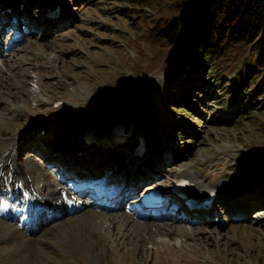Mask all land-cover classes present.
<instances>
[{"label": "rangeland", "instance_id": "obj_1", "mask_svg": "<svg viewBox=\"0 0 264 264\" xmlns=\"http://www.w3.org/2000/svg\"><path fill=\"white\" fill-rule=\"evenodd\" d=\"M12 1L13 8L23 2ZM27 1L21 12L35 23L30 27L12 24L0 9V23H9L0 24V142L8 148L19 139L13 160L44 195L42 205L83 161L108 171L101 179L122 183L119 191L127 194L151 180L167 186L178 168L190 166L228 200L210 215L186 220L129 209L127 194L112 197V206L85 205L111 216L106 233L93 229L91 215L77 218L84 207L52 219L53 210H43L32 227L0 218V264H264V107L261 99L245 102L236 88L238 70L216 82L200 59L179 51L169 61L168 51L150 45L147 25L162 14L160 1ZM45 2L65 9L60 20L41 18ZM127 106L136 113L124 120L132 128L127 143L107 149L86 143V131L112 125L104 118ZM140 136L145 151L135 156ZM57 161L70 165L62 169ZM128 214L141 216L139 222L167 223V230H140L132 219L123 221ZM58 226L78 232L91 252H80Z\"/></svg>", "mask_w": 264, "mask_h": 264}, {"label": "trees", "instance_id": "obj_2", "mask_svg": "<svg viewBox=\"0 0 264 264\" xmlns=\"http://www.w3.org/2000/svg\"><path fill=\"white\" fill-rule=\"evenodd\" d=\"M132 1L143 6L160 3L162 14L147 25L146 39L168 51L169 61L185 52L200 59L216 82L238 70L236 88L245 102L252 106L261 99L264 107V0Z\"/></svg>", "mask_w": 264, "mask_h": 264}, {"label": "bare ground", "instance_id": "obj_3", "mask_svg": "<svg viewBox=\"0 0 264 264\" xmlns=\"http://www.w3.org/2000/svg\"><path fill=\"white\" fill-rule=\"evenodd\" d=\"M4 1H7L10 5L13 4L12 0H4ZM54 1H57V0H54ZM47 4H48V2H45L42 5H47ZM51 6H53V5H51ZM53 13L57 14L55 10L53 11ZM135 116H136L135 107L134 106H129V107L127 106V107L120 108V109L116 110L115 112L111 113L109 116L105 117L103 121L110 122V124L111 123H114V124L120 123V124L124 125L125 121H130V119L131 118L134 119ZM105 128L106 127H104V129ZM12 140L13 141H11V147H8V148H1V142H0V170H2L0 173V205L3 202L11 200V196L14 195L16 197V199L11 201V203H12V205L15 203H19L20 206L23 208V214L20 217L14 216L12 218V221L17 220L18 222H23V227L36 226L37 222H39V219L41 218L42 212L40 213V211H32L31 205L34 204L35 206H37L39 204L40 206H45V205H42L44 203H42V204L40 203V202H43L42 199L40 200V198H41V196L43 197L44 195L42 194V192L40 190H38V188H32V183L34 182L32 177L27 174L26 170H23L14 162V160H13L14 155L13 154H14V151L16 148V143H17V141H19V139L17 138V139H12ZM140 152H144V150H141ZM5 159L6 160L8 159L9 160L8 162L11 164V171H7L5 169V164L7 162ZM173 165H177V162L173 163ZM36 167H38L37 169H40L41 176L46 175V173H44L41 170L42 167L40 168L39 164H36ZM147 177H149V175H147L146 177H144L141 180H145V178H147ZM9 178H11V180H9ZM174 178H187L188 180H190V182H192L194 184V187L191 188V190L189 191V193L192 194L191 196H189V198L197 201V203H199V204L201 202L203 204V202L205 200H207L209 197H211L215 193H218L214 188H207L202 177H200L197 174V172H195L190 166H183V167L178 168V171L176 172V175L174 176ZM137 182H140L139 178L137 180H135V183H137ZM151 183L156 184L157 182L156 181H153V182L150 181V182L144 183L143 185L147 186L145 189L152 188ZM22 184L27 189H29L30 194H31V199H32L31 202H28V201L26 202L23 200V198H25L26 196H25V194L21 193ZM58 187H59L58 192H57V190L53 191L54 196L51 198L52 200L48 204L49 207L45 208L44 210L47 209L49 211V209L53 206V207H55V210L56 211L59 210L60 213L65 211V208H66L65 205L66 204H63L61 192L64 190H67V189L63 185H58ZM171 191H169V192H171ZM225 194L226 193H222L221 195L224 196ZM80 198H81L80 196L77 197V199H80ZM6 199H8V200H6ZM84 204L87 205L88 203L84 202ZM91 207H94V206H91ZM210 208H211L210 206H205V207H197L196 209L197 210L200 209L201 211L205 212V209H210ZM76 210L80 211V209L77 208V209H74L73 212ZM76 212H78V211H76ZM186 212L187 213H193L192 209H189V210L186 209ZM49 214H50V212H49ZM62 214L64 216V215L69 214V213L64 212ZM90 215L92 216V220H91L90 225L93 227V229L101 230L102 228H104L105 233H106L108 231V229L110 228L108 220L111 218V216L105 215V213L103 211H101V209L98 210V208H95L93 210L92 209L88 210L84 207V210L82 212H80V214L77 215V218L78 219H85V218L89 217ZM155 215H157V216L161 215L162 216L163 214L155 213ZM47 217H48V215H47ZM49 217H50V215H49ZM140 217L141 216H139V215L136 216L134 214H130V215L128 214L125 218H123V221H125V219H132L134 221L133 225L135 227H137L140 230L146 229L147 231H150L152 234L153 233H160V232L163 233L164 231L167 230V227H168L167 223H155L152 221L139 222L138 219ZM220 217L221 216H219V219H220ZM69 224L71 226H76V220L71 219L69 221ZM58 228L59 229L56 231L57 232L60 231L61 233L66 234L67 239H68L67 241H69L77 249H79L80 252H84V251L91 252L90 250H92V248L80 239L78 232H76L75 230H71L72 231L71 232L70 230L63 228V227H59V226H58ZM49 229H53V228L50 226L45 227V230H49ZM201 231H204V230H201ZM169 232H171V231H169ZM210 232H213V230H210ZM151 233L148 232L146 237L150 238L152 236ZM52 243L54 246H56V248H58L60 250H64L63 249L64 247L62 246V244H58V242H56V241H52Z\"/></svg>", "mask_w": 264, "mask_h": 264}, {"label": "snow or ice", "instance_id": "obj_4", "mask_svg": "<svg viewBox=\"0 0 264 264\" xmlns=\"http://www.w3.org/2000/svg\"><path fill=\"white\" fill-rule=\"evenodd\" d=\"M0 207H3V206H0Z\"/></svg>", "mask_w": 264, "mask_h": 264}]
</instances>
